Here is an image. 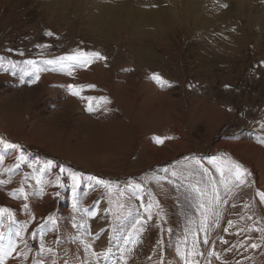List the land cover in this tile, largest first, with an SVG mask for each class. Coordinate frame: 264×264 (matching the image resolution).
Listing matches in <instances>:
<instances>
[{
  "label": "rangeland",
  "instance_id": "374dc122",
  "mask_svg": "<svg viewBox=\"0 0 264 264\" xmlns=\"http://www.w3.org/2000/svg\"><path fill=\"white\" fill-rule=\"evenodd\" d=\"M155 1L0 0V137L19 150L0 155V264H264V28L235 0Z\"/></svg>",
  "mask_w": 264,
  "mask_h": 264
},
{
  "label": "bare ground",
  "instance_id": "6f19581e",
  "mask_svg": "<svg viewBox=\"0 0 264 264\" xmlns=\"http://www.w3.org/2000/svg\"><path fill=\"white\" fill-rule=\"evenodd\" d=\"M87 4H91L92 6H97L96 8L99 10V11H101L102 12V10H104V9H106L108 6H106V5H104L102 2H101V0H84ZM126 2H127V0H125ZM157 1V0H156ZM155 1V2H156ZM165 1V0H164ZM170 1V0H169ZM179 1V0H178ZM185 1V0H184ZM222 2H224V3H227V2H229L228 0H221ZM183 2V1H182ZM188 2H190V1H187V3ZM207 2V1H206ZM206 2H203V1H201L200 3H199V5H201V6H207L208 8H211L210 10L211 11H215L216 10V8H214V7H209L208 6V4L206 3ZM161 3V2H160ZM157 4V3H156ZM176 4V3H175ZM184 4H185V2H184ZM188 4H190V3H188ZM188 4H185V5H188ZM229 4H231V3H229ZM229 4H228V7H229ZM232 4L233 5H238V11H239V13L242 15V16H244L245 18H248V19H250L248 22H254L255 24H258L261 28H264V0H235V3H233L232 2ZM199 5H195V4H192V5H189L190 6V9H192L191 7H195V6H199ZM168 6V5H167ZM169 6H170V4H169ZM172 7H173V5H171ZM231 7V6H230ZM135 8V7H134ZM133 8V9H134ZM174 8V7H173ZM177 8V7H176ZM175 8V9H176ZM227 8V7H226ZM112 9V8H111ZM114 9H115V11L113 12V14L114 13H117V12H121V9L118 7V6H114ZM124 9H126V8H124ZM180 9V8H179ZM204 9V8H203ZM230 9V8H229ZM113 10V9H112ZM186 10V9H185ZM187 10H188V8H187ZM209 10V11H210ZM233 10V9H232ZM132 11V10H131ZM130 11V12H131ZM135 11V10H134ZM134 11H132V12H134ZM171 11V10H170ZM179 11V10H178ZM182 11H183V9H182ZM227 11V10H226ZM229 11V10H228ZM236 11V10H235ZM125 12V11H124ZM130 12H128V15L125 17L126 19H128L129 20V23L131 22V20L133 19V21H135V17L133 16V15H135L134 13H130ZM136 12V11H135ZM138 12V11H137ZM137 12H136V14H137ZM172 12V11H171ZM184 12V11H183ZM200 12V11H199ZM204 12H205V10H204ZM103 13V12H102ZM107 13V12H106ZM147 13V12H146ZM201 13V12H200ZM211 13V12H210ZM112 14V15H113ZM166 14V13H165ZM180 14V13H179ZM186 14V13H185ZM192 14V13H191ZM202 14V13H201ZM217 14V13H216ZM219 14V13H218ZM217 14V15H218ZM228 14H230L229 12H228ZM234 14V13H233ZM239 14V15H240ZM115 15V14H114ZM125 15V14H124ZM143 15V14H142ZM167 15V14H166ZM187 15V14H186ZM198 15V14H197ZM204 15V14H203ZM211 15H212V13H211ZM235 15V14H234ZM122 16V15H121ZM157 16H159L160 17V19L161 18H163L164 16H161V15H157ZM191 15L189 14L188 15V18H192V17H190ZM213 16H215V15H212V17ZM227 16V15H226ZM225 16V17H226ZM229 16V15H228ZM144 17H145V15H144ZM187 17V16H186ZM195 17V16H194ZM199 17V16H198ZM205 17H207V16H205ZM209 17V19H205L206 21H209L210 22V20L212 19V17L209 15L208 16ZM180 18V17H179ZM186 19V18H185ZM194 20V19H193ZM203 20V19H202ZM213 20V19H212ZM216 20V19H215ZM225 20V19H224ZM239 21V20H238ZM185 22H188V21H185ZM224 22V21H223ZM197 23V22H196ZM216 23V22H215ZM127 24V23H126ZM187 24V23H186ZM239 24V23H238ZM108 25V26H107ZM199 25V24H198ZM188 26V25H187ZM194 26H195V24H194ZM116 27V25H114V24H107L106 23V25H105V29L106 28H111V29H116L115 28ZM242 36V35H241ZM44 79H46V81L48 82V83H50V84H53L54 82H62V83H58L59 84V87H53V88H55L56 90H58V91H60V92H62L61 90H63L65 87H66V84H67V79L66 78H64L63 76H59V75H57V76H51V77H49V78H44ZM69 80V79H68ZM70 81V80H69ZM65 82V83H64ZM86 82H91L90 80L89 81H87L86 80ZM69 83V82H68ZM49 84V85H50ZM70 84V87H71V82L69 83ZM48 85V84H47ZM52 86V85H51ZM23 91H21V93H22ZM21 96V95H20ZM24 97V96H23ZM23 99V98H22ZM3 126L1 125V123H0V130H3V128H2ZM176 145L178 144V143H175ZM226 146V145H225ZM228 146V148H230V146L229 145H227ZM12 158V157H11ZM86 180H88V179H86ZM89 181V180H88ZM85 185H89L90 184V181L89 182H87L86 181V183H84ZM49 195V194H48ZM47 195V196H48ZM64 200V199H63ZM105 202V201H104ZM105 205H104V203L103 204H96V205H94L92 208H90V212H91V214H90V222L92 223V225H93V227H94V232L96 233L97 232V229L99 228V227H101V222H102V220H101V218H100V220H99V216H102V218L104 217V214H105V211H107V208L105 207ZM106 236L108 237V233L106 232ZM106 236H104L103 238H102V240H101V243L100 244H103L104 242H105V240H106ZM1 239H2V231L0 230V241H1ZM16 257H17V254H16V252L14 251V249L13 248H9V250L8 251H6L5 253H4V255H3V261H2V264H17L16 263Z\"/></svg>",
  "mask_w": 264,
  "mask_h": 264
},
{
  "label": "snow or ice",
  "instance_id": "6c2138e0",
  "mask_svg": "<svg viewBox=\"0 0 264 264\" xmlns=\"http://www.w3.org/2000/svg\"><path fill=\"white\" fill-rule=\"evenodd\" d=\"M225 7H227V5H225ZM49 35H51V33H49ZM68 59L70 60H78L80 61L81 63L83 64H88V63H91L94 59H105V57L101 56L98 52H91V53H87V52H77L75 55L71 56V57H68ZM28 64L30 65H34L35 62L34 61H28L27 62ZM50 63V62H49ZM37 79H38V76H37ZM152 79H154L157 83H165L164 81H162L161 77L157 74H154ZM73 95H79V91H77L75 88H73ZM88 99H92L91 97H89ZM105 103H107V101H104ZM89 111H92L93 108L92 106L90 105L89 108H88ZM264 127V126H262ZM156 142L158 144H163L164 143V140L157 137L156 138ZM0 144H6L7 147L9 148H17L18 145H14V144H8L6 143L5 141L3 140H0ZM213 163H215V161H213ZM220 174H221V179L222 181H224V172L225 170L222 169V168H219L217 169ZM228 173H229V178L235 182V183H238L240 185H244L246 182H247V177L250 175V173L248 172V170L240 163L236 162V161H231L230 162V167L227 169ZM75 179V177H74ZM100 183L102 184H106L105 181H100ZM214 193H215V200L217 202H219L220 200V196H219V192L217 189H213ZM259 197H260V200L261 202H264V192H260L258 193ZM201 208H204V205L201 204ZM4 211H7V210H4ZM209 210L208 209H205V213H207ZM51 219V218H50ZM202 224H203V227L206 231V228H207V215L205 214L203 216V220H202ZM205 244L208 243V240H207V237H205L204 241H203ZM198 243V241L194 238V247H193V252H192V255L193 256H196V255H200L201 253H198L195 249V244ZM253 248L256 247L255 244L252 245Z\"/></svg>",
  "mask_w": 264,
  "mask_h": 264
},
{
  "label": "crops",
  "instance_id": "0c3cea01",
  "mask_svg": "<svg viewBox=\"0 0 264 264\" xmlns=\"http://www.w3.org/2000/svg\"><path fill=\"white\" fill-rule=\"evenodd\" d=\"M11 138H13V137H11ZM0 140H3V141H5L8 144H12V143H9L8 140H6V138H3V137L1 138L0 137ZM18 153H19L18 147L13 149V148L7 147L6 144H0V155L5 157V163L3 164V168L4 169L8 166V164H10L9 158L10 159L14 158V160H16L17 157H18ZM27 153L29 155L30 152H27Z\"/></svg>",
  "mask_w": 264,
  "mask_h": 264
}]
</instances>
